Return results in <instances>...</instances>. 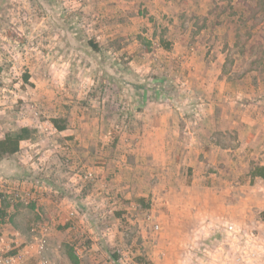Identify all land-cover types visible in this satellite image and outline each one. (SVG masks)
<instances>
[{"label": "rangeland", "instance_id": "1", "mask_svg": "<svg viewBox=\"0 0 264 264\" xmlns=\"http://www.w3.org/2000/svg\"><path fill=\"white\" fill-rule=\"evenodd\" d=\"M219 1L221 6L225 3L232 7L236 5L240 14L236 12L234 19H228L226 25H223L222 18L217 23L220 26L216 33L207 25L210 12L208 16L203 15L204 18H197L196 0L181 2L183 12L176 17L178 22L168 23L164 19L171 32L163 38L170 46L167 50L170 59L166 60L162 54L153 51L163 47L162 44L157 45L152 40H146V35L134 32L121 36V42L125 45L134 41L144 43L141 48H136L140 51L137 58V52L133 56H120L106 53L103 48L94 50L90 42L96 40L99 34L97 30L103 20L101 8L105 0H0V138L15 133L24 124H36L38 129L35 133L40 138H49L54 133V128L46 121L50 103L54 105L52 109L56 116L61 117L63 112L72 117L82 113L84 117L103 115L114 120L108 125V130L114 136H121V143L126 147L138 141L128 123L136 116L138 121V116L146 111L147 103L154 100L167 102L177 109L181 117L188 119V124L182 122V130L196 125L199 118L206 129L213 124L219 125L212 122V118L216 121L222 119L221 126L224 127V118L233 117L232 129H228V124L226 129L232 139L229 143L232 152L226 156L139 155L129 161L124 152L117 159L111 158L119 161L123 180L135 176L141 180L142 186L131 188L139 195L127 196L124 208H118L114 203L110 208L103 207L109 213L96 219L93 214L92 218L87 217L93 233L96 229L98 234L100 229H108L109 232L113 229L110 237L101 233L100 238L94 234L95 240L106 249V259L118 260L119 264H151L152 260L161 259L159 246L156 252L155 249H147L144 244L145 238L148 240L152 238V233L157 235L162 230L160 224L159 231H151L149 216L174 214L184 217L191 211L195 212L197 217L205 219L202 223L208 225L206 238L216 231V225L221 222L231 223L236 230L243 232L264 230L238 227L224 219H211L208 213L217 212V208H211L210 203L203 205V201L211 198L229 205V200H235L231 204L238 201L236 197H241L242 191L254 193L251 187L236 189L238 191L225 188L233 180L245 177L246 173L240 170L244 165H248L245 166L248 169L257 162L254 157L258 150L257 134L246 135L248 129L243 123L247 121L246 117L256 120L257 113L263 110V107L258 108V101L264 100V92L259 97L247 95L249 89L258 88L264 81V0ZM147 13L145 10L129 11L122 15L121 22H131L135 14ZM146 17L153 22L152 14ZM157 19L155 21H159ZM247 72L256 74L245 75ZM216 86L219 88L216 89ZM44 121L46 123H38ZM258 123H261L260 120L256 121V126ZM63 146L61 160L64 166L73 170L76 163L70 157L71 144L67 142ZM111 146L110 149L115 152L114 144ZM164 161L168 164H162ZM230 162L236 164V172L230 170L233 167H228ZM114 168L110 165L96 177L90 174L94 179L80 176L82 171H78L79 179H83L81 181L85 185H93L97 180L100 189L120 201L121 193L111 192L109 188L111 180L114 183ZM1 174L0 169V214L1 208L5 207L3 213L6 218L0 220V228L9 223L10 215V221L13 219L16 213L13 214V209H19L20 204L30 206L20 202L17 190L3 185ZM77 179L73 180L75 184H78ZM257 183L251 181L254 187H258ZM184 186H189V189L185 190ZM82 190L79 195L77 191H72L80 196ZM192 202L198 205L191 206ZM82 205L74 204L75 211H83ZM76 212L71 219L73 222L76 221ZM137 216L148 221L135 226L132 222ZM136 230L142 233L137 235ZM262 233L260 238L264 242ZM87 241L90 239L85 238L80 243L76 239L70 249L84 248ZM10 247L8 254L17 251V248ZM206 251V254H198L207 256V259L209 253ZM185 258L187 262L184 263ZM176 260L177 257L173 262L164 263L175 264ZM192 260V253L180 259L181 264Z\"/></svg>", "mask_w": 264, "mask_h": 264}, {"label": "crops", "instance_id": "2", "mask_svg": "<svg viewBox=\"0 0 264 264\" xmlns=\"http://www.w3.org/2000/svg\"><path fill=\"white\" fill-rule=\"evenodd\" d=\"M181 2L183 0H105L101 8L103 20L97 30L99 34L96 40L90 42L91 47L97 51L103 48L106 53L120 56L122 54L133 56V53L137 52L135 55L137 58L140 51H136V48H141L145 44L134 41L130 45H125L121 42V36H126L128 32H134L135 34L146 35V40H152L157 45L162 44L163 47L153 49V51L154 53L159 52L165 57L164 59L169 60L167 55L169 53L167 50L170 47L169 42L163 38L166 37L165 34L171 33L167 24L179 21L176 17L183 12L181 4L185 3ZM196 2L197 18H204L205 14L208 16L210 12L207 25H209V30L212 29L215 33L220 26L217 23L222 18L225 22L223 25H226L228 19H234L236 12L240 14L236 5L232 7L225 3L221 6L219 0H196ZM143 10L148 11L149 14H135L131 22H121L122 15L127 12L136 13ZM150 14L154 16L152 17L153 22L148 21L146 17ZM155 18H158L159 21H155ZM224 27L226 29V26ZM148 32L151 36H148ZM178 41L182 42L181 40ZM218 72L220 73V70ZM251 73L256 74V72H247L245 75H251ZM262 75L264 76V70ZM215 88L218 89L219 87L216 86ZM262 92H264V81L258 88L249 89L247 95L259 97ZM166 103L156 100L148 102L146 111L138 116V121L136 116L134 121L131 120V123H128L131 131L138 137L137 143L130 145V147L121 143V136H114V133L108 130V125L114 120L103 115L91 118L84 117L82 113L80 116L72 117L68 116L67 112H63L60 113L61 117L56 116V112H53L52 109L54 108L52 103L47 107L50 111L46 112V121L54 128V133L49 138L47 136L40 138L35 133V130L38 129L36 124L34 126H30V124L20 126L15 132L23 134L19 143V150L14 154L5 156L0 161L1 179H3V185L7 189L17 190V194L20 195V202L29 203L30 206L23 207L20 204L19 209L17 207V209H13L15 210L13 214L16 212L13 219L10 221L12 217L10 215L9 223H4L0 228V250L8 251L9 246L11 249L17 248V251L14 252L20 254L18 264H119L118 260L106 259V249L94 238V234L99 236L101 233L110 237L113 229L111 232L108 229H100L99 234L96 229V233H93V229L88 226L87 217L92 218L91 214H93L94 219H96L97 216L101 217L105 213H109L103 207L110 208V205L114 203H117L118 208H124L122 206L127 204V196L139 195L137 191L135 192L131 188L142 185L141 180L135 176L132 178L130 176L127 181H125L126 179L123 180V169L119 166V161L115 162L111 158L117 159L124 152L127 153L129 161L139 155L172 157L174 155L197 156L203 154L217 157L218 155L226 156L228 152H232V145H229L232 139L230 140V135L226 133V129L227 124L229 125L228 129H232L233 117L224 118V127L221 126L222 119L216 121L212 118V122L215 121L219 125L213 124L214 127L206 129L201 125L202 119L199 118L196 125L182 130V122L188 124V119L181 117L174 106L170 107ZM258 104V108L263 107V110L257 113L256 120H253L252 117H246L247 121L243 123L248 129L246 135L254 132L257 134L258 150L254 155L257 162L248 169L245 167L248 165H244L240 170L246 173L245 177H242L241 180H233L225 188L236 190L251 187L250 189L253 188L254 193L242 191L243 195L236 197L238 201L231 204L235 200H229V205L219 202L220 200L216 198L203 201V205L210 203L211 208H217V212L208 213L211 219H224L235 223L238 227L260 230L264 229V178L256 175L254 168L261 166L264 172V100L258 101ZM54 119L65 128L56 129L53 124ZM259 120L261 123L256 126V121L259 122ZM192 122L195 123V120L192 119ZM209 122H211V118ZM67 142L71 144L70 157L76 163L73 170L64 166L61 160L62 148ZM110 144H114L113 150L115 152L110 149L113 147ZM116 151L120 153H116ZM111 162L115 163L112 165ZM162 164H168V162L164 161ZM110 165L115 166V168L112 170L114 183L111 180L109 188L111 192L121 193L120 201L119 199L115 200L113 195L100 189L97 180L93 185L92 183L85 185L81 181L83 179H79L78 171H82L80 176L93 178L89 177V174L92 176L94 174L95 177L99 176V173L103 172L104 168L109 169ZM228 167H233L230 170L236 172L235 163L230 162ZM76 178H78V184L73 181ZM251 181L253 184L258 182V187H254ZM144 187L146 188V186ZM81 189L83 190L80 196L72 191H77L79 195ZM184 189L188 190L189 186H184ZM127 193L128 195H126ZM79 203L83 204V211L76 212L74 204ZM193 205L197 206L198 203L192 202L191 206ZM4 208H1L0 220L6 218L5 213H3ZM70 211L76 212L75 222L69 218ZM194 213L191 211L184 217L174 214L168 215L169 217L167 215L162 217L149 216L151 231L152 223L161 224L163 230L157 235L152 233V238H148V240L145 238L144 244L147 249L151 251L155 249L156 251L159 246L160 250L161 259H154L151 264L164 261L170 263L176 257L175 264L185 263L187 258L183 262L180 259L187 253H192L195 261L206 259L207 256L201 257L198 253L206 254L202 253V245H205V242L212 243L210 237L204 239L209 233V228L208 225L202 223L205 219H201L200 216L197 217ZM114 217L118 219L115 215ZM145 221L148 220H143L141 216H137L134 222H131L135 226H141ZM262 232L258 231L259 234ZM141 233V230H136L137 235ZM103 235L101 236L104 238ZM85 238H89L90 241L84 245L83 255L77 258L70 246L74 240L78 239L80 243ZM14 252L12 251V253ZM208 253H213L214 257L219 256L217 250H210Z\"/></svg>", "mask_w": 264, "mask_h": 264}, {"label": "built area", "instance_id": "3", "mask_svg": "<svg viewBox=\"0 0 264 264\" xmlns=\"http://www.w3.org/2000/svg\"><path fill=\"white\" fill-rule=\"evenodd\" d=\"M89 177H91L90 174ZM69 216L72 219L74 212L70 211ZM151 228L153 232H157L160 226L158 223H152ZM215 229L216 231L209 236L212 243L208 244L205 242L206 246L203 247L202 253H205L210 248L207 250L208 252L217 250L219 256L214 257V254L211 253L207 259L188 261L187 264H264V242L261 240L259 233L236 230L233 224L227 222L217 224ZM7 252L0 250V264H18L20 254L18 252L8 254ZM73 252L76 256L81 257L84 253V248L74 247ZM42 260L46 263L44 259Z\"/></svg>", "mask_w": 264, "mask_h": 264}, {"label": "trees", "instance_id": "4", "mask_svg": "<svg viewBox=\"0 0 264 264\" xmlns=\"http://www.w3.org/2000/svg\"><path fill=\"white\" fill-rule=\"evenodd\" d=\"M53 124H54V127L58 130H62L65 128L63 125H59L55 119L53 120ZM22 138H23V134L19 132V133H14V134H6L4 135L3 138L0 139V161L5 156L14 154L16 151L19 150V143H20V140H22ZM254 171L256 175H259L264 178L263 167L256 166L254 168ZM137 200L141 201V199H137Z\"/></svg>", "mask_w": 264, "mask_h": 264}]
</instances>
